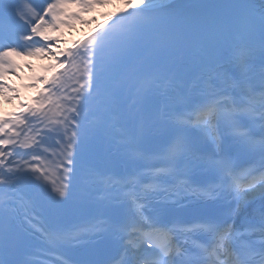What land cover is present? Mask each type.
I'll return each instance as SVG.
<instances>
[{"label": "snow or ice", "instance_id": "obj_1", "mask_svg": "<svg viewBox=\"0 0 264 264\" xmlns=\"http://www.w3.org/2000/svg\"><path fill=\"white\" fill-rule=\"evenodd\" d=\"M65 2L0 0V78L14 70L13 53L52 52L50 44L58 38L41 29L45 17L59 26L57 13ZM106 2L76 0L84 10ZM128 3L131 10L118 14L126 19L117 27L103 29L64 56L69 67L51 87L68 88L74 96L53 101L55 93L42 94L48 109L33 106L10 119L0 117V264H34L23 257L36 204L20 195L21 179L61 203L71 194L77 157L91 190L123 192L99 203L122 199V210L72 230L41 229L51 249L102 243L109 253L102 264H264V123L259 138L252 127L257 119L264 122V71L257 84L251 65L257 34L264 51V0H206L195 11L153 0ZM145 39L153 51L152 70L130 68L134 49ZM177 65L204 72L191 88H183L179 76L162 71ZM73 68L79 74L75 89L66 75ZM130 85L136 89L133 106L139 105L140 124L124 132L122 146L136 153L144 171L113 174L87 160V121L90 114L113 112ZM5 87L0 83V92ZM157 96L164 102L153 112L147 105ZM146 128L158 133L152 137L155 149H143ZM49 137L52 144L45 148ZM44 156L53 157L59 181L46 180L49 173L39 163ZM181 191L191 196L181 197ZM162 194L177 197L171 205L191 202L181 205L183 215L167 201L152 207ZM257 200L259 209L240 221L241 211Z\"/></svg>", "mask_w": 264, "mask_h": 264}, {"label": "bare ground", "instance_id": "obj_2", "mask_svg": "<svg viewBox=\"0 0 264 264\" xmlns=\"http://www.w3.org/2000/svg\"><path fill=\"white\" fill-rule=\"evenodd\" d=\"M183 1L187 0H153L157 5L165 7ZM108 2H110V0H108ZM64 6L65 10L57 13L59 18L63 17V15L70 9V5L65 4ZM126 9L131 10V6L123 0L116 8L110 9L100 17V19L103 20V24L96 22L87 31H89V34H94L110 25L121 23L126 17H121L118 14L124 12ZM50 20L51 18L48 21ZM87 31L73 29L72 34L63 40L62 26L59 24L58 27H53L51 23L48 22L43 31L44 35L52 38V33L56 32L60 36L59 42L51 47L52 52L44 51L31 55L26 54L24 51L22 53H13L11 55V60L14 64V70H12L13 73L8 75L5 71L3 77L0 78V81L6 85L3 92H0V115H19L21 110L25 107L24 101L33 95L36 89L27 88L25 84L30 81H36V78L41 74H45V82L51 73L57 68L55 67V62L58 60V56L63 54L67 48L73 46V42L76 39L87 37ZM251 65L254 82L258 84L261 72L264 71V59L261 57L254 58L251 61ZM20 78L23 81V84L18 82ZM17 89H19V93L16 92Z\"/></svg>", "mask_w": 264, "mask_h": 264}, {"label": "rangeland", "instance_id": "obj_3", "mask_svg": "<svg viewBox=\"0 0 264 264\" xmlns=\"http://www.w3.org/2000/svg\"><path fill=\"white\" fill-rule=\"evenodd\" d=\"M120 1H121V0H117V1H116L117 3H114L113 5H115V4L117 5V4H119ZM106 8H107V5H103V9H102V10H104V9H106ZM92 13H95V12L92 11ZM86 16H87V15H86ZM86 16H85V17H86ZM85 17H84L83 19H81V20H84ZM77 28H79V26H77ZM18 82L23 83V81L21 80V78L18 80ZM0 83H2V82H0ZM2 84H3V83H2ZM4 85H5V84H4ZM16 92H17V91H16ZM1 104H4V103H1Z\"/></svg>", "mask_w": 264, "mask_h": 264}]
</instances>
